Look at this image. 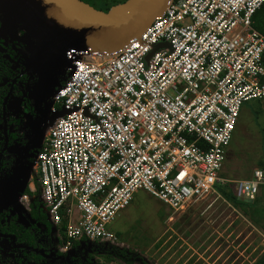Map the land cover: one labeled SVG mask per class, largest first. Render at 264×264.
<instances>
[{"label": "built area", "instance_id": "2783aa9c", "mask_svg": "<svg viewBox=\"0 0 264 264\" xmlns=\"http://www.w3.org/2000/svg\"><path fill=\"white\" fill-rule=\"evenodd\" d=\"M263 5L170 0L120 49L67 51L71 71L53 98L31 195L19 196L28 211L41 199L64 228V251L116 242L109 227L141 191L175 214L223 199L221 190L259 198L262 170L231 180L223 169L244 104L264 101V35L253 27Z\"/></svg>", "mask_w": 264, "mask_h": 264}, {"label": "rangeland", "instance_id": "374dc122", "mask_svg": "<svg viewBox=\"0 0 264 264\" xmlns=\"http://www.w3.org/2000/svg\"><path fill=\"white\" fill-rule=\"evenodd\" d=\"M125 2L87 0L91 8L101 13H108ZM2 4L8 16L11 0H2ZM20 4L16 1L19 9L22 7ZM33 19L27 27H23L34 39L29 42L30 50H35L46 40L53 41L56 36L55 26L42 16ZM8 20L11 25L16 26V22ZM72 59L71 54L53 46L46 49L45 54L38 60L36 69L40 73L39 87L42 93H49L47 98L35 99L41 117L53 119L54 87L60 85L58 73L67 76L71 70ZM62 66H66V70ZM40 71L50 75L44 76ZM13 106L17 116L27 122L26 118L29 117L21 113L24 107L20 101L13 102ZM27 123L29 127H37ZM31 132L33 133V129L29 135ZM35 136L37 135L33 138ZM45 137L46 134L39 139L43 140ZM36 144L37 142H33L29 148H34ZM262 165L264 166V101L254 100L245 103L242 108L224 163L223 176L231 180L250 179L255 170H263ZM29 175L23 169L13 183L0 184V209L11 207L21 215V221L26 225L28 211L24 204L18 203V194L30 181ZM7 195H10L9 199L6 198ZM222 198L207 197L175 214L147 192H138L131 206L110 225L109 230L117 237V241L109 244V247L125 251L132 258L131 264H254L264 253V229L255 226L250 217L245 215L244 209L236 208ZM259 198L263 200L262 190ZM262 223L264 224L263 220ZM111 257L116 262H108L104 258L101 262L129 264L128 260L114 254Z\"/></svg>", "mask_w": 264, "mask_h": 264}, {"label": "trees", "instance_id": "16d2710c", "mask_svg": "<svg viewBox=\"0 0 264 264\" xmlns=\"http://www.w3.org/2000/svg\"><path fill=\"white\" fill-rule=\"evenodd\" d=\"M16 1L19 0H11L7 16L2 0H0V27L8 24V19L19 26L14 28L13 35H8L7 38L0 36V152L4 146L3 105L5 99L9 95V103L15 99H24L27 103V111L34 116L38 114L35 108L37 95L33 92V89L38 87L40 77L36 69V60H39L47 49V47L42 49V44L35 50L29 49V42H33L34 39L28 31L22 28L30 23V10L23 9L19 13ZM80 1L87 4V0ZM253 27L264 35V5L255 14ZM3 43H7L8 46L3 47ZM46 56L49 55L46 54ZM66 68L62 66V69L66 70ZM40 72L44 76L50 75ZM68 79L69 74L64 76L58 73L60 86L65 85ZM59 89V86L54 87V93H57ZM13 113L14 111L7 105L6 118L10 128L9 149L18 145L24 147L28 141L23 137L24 127L20 125ZM19 158L20 154L16 151L5 152L0 164V183L13 182L16 179L15 163ZM32 162L35 163V160ZM262 168L264 172L263 165ZM227 190H221L222 196L234 207L244 209L245 215L250 217L251 222L258 228L264 229L262 223V220L264 221V187L262 188L263 200L258 198L254 203L247 205L236 199L233 190ZM25 191L31 195L28 189ZM41 204L40 198L33 203L27 225L21 221V215L14 212L12 208L7 207L0 210V264H105L101 262L102 258L108 262H116L111 257L112 254L128 260L131 264L132 258L128 257L125 251H117L106 243L93 245L85 243L84 246L80 243H73V255L61 253L67 244L64 228L56 227L48 221V216L41 210ZM254 264H264V253L256 259Z\"/></svg>", "mask_w": 264, "mask_h": 264}, {"label": "water", "instance_id": "95a60500", "mask_svg": "<svg viewBox=\"0 0 264 264\" xmlns=\"http://www.w3.org/2000/svg\"><path fill=\"white\" fill-rule=\"evenodd\" d=\"M169 1L129 0L108 13H101L80 0H19L22 7L18 8V11L21 13L23 9H29L30 21L40 15L55 26V38L53 41L46 40L42 49L58 46L66 53L68 50L87 48L110 52L122 48L133 38L140 36L154 19L163 13ZM13 32L14 26L10 22L0 28V35L3 37ZM40 95L46 96L41 93ZM6 103L7 101L4 108ZM7 129L5 121L4 150L8 145ZM1 158L2 155L0 161Z\"/></svg>", "mask_w": 264, "mask_h": 264}, {"label": "flooded vegetation", "instance_id": "af4514ba", "mask_svg": "<svg viewBox=\"0 0 264 264\" xmlns=\"http://www.w3.org/2000/svg\"><path fill=\"white\" fill-rule=\"evenodd\" d=\"M2 27V26H1ZM0 27V28H1ZM17 27H19V26H14V28H17ZM23 29V28H22ZM15 33V30H14V32L13 33H8L7 34V36L6 37H3V36H1V37H3V38H7L8 37V35H13ZM8 46V44L7 43H3V47H7ZM0 53H1V50H0ZM37 88H34L33 89V92L35 93V95H37L36 96V98H38V97H43V98H47L48 97V91H46L45 93H42L41 92V90H40V87H39V79H38V83H37ZM39 88V89H38ZM44 92V91H43ZM40 93L42 94V95H46V96H41L40 95ZM35 98V99H36ZM9 100H10V95L5 99V101H4V104H5V102L7 101V103H6V106H5V108H4V105H3V123H4V131H3V133H4V146H3V148H2V150H1V152H0V157H1V155H2V158H1V161H0V164H1V162H2V159H3V156H4V154H5V152L6 151H16V152H18L19 154H20V158L17 160V162L15 163V167L17 168V170L14 172V175H15V177H17V175H19L22 171H23V169L26 171V174H30L29 175V177H31V175H32V172H33V169H34V162H32V160H35V154H36V151H37V146H39V144H40V139H39V137L41 136H43V135H45V133H46V131H47V128H44L45 126H46V124H47V120L46 119H48L46 116H45V118H43V117H41V114H40V112H38V108H37V106H36V100H35V108H36V110H37V112H38V114L36 115V116H34V115H32V114H30L28 111H27V109H26V106H27V103H26V101L24 100V99H15V100H13V101H11L10 103H9ZM18 101H20V103L23 105V107H24V111L23 112H21V113H23V115H28V117L29 118H26V120H27V122H29L30 124H33V125H37V127H35V128H33V126H30L29 127V125H28V123L27 122H25V121H23L20 117H18L17 116V114H16V111H15V107L13 106L12 107V103L13 102H18ZM7 105H9V108L10 109H12L13 111H14V116L16 117V119H18L19 120V123H20V125L21 126H23L24 128H23V137L25 138V139H27L28 141H27V144L24 146V147H21L20 145H18V146H15L14 148H11V149H9V131H10V128H9V126H8V121H7V118H6V109H7ZM5 117V118H4ZM5 121H6V123H7V127H8V129H7V137H8V145H7V148L4 150V147H5V144H6V136H5ZM33 129V133L31 132V135H29V133H30V131ZM38 132H41V134H38ZM34 135H37V136H35L34 138H33V136ZM33 138V139H32ZM33 142H37V144L35 145V147L34 148H29V146H30V144H33ZM3 150H4V152H3ZM26 151H27V153H26ZM24 164H26V166H24ZM16 180V179H15ZM14 180V181H15ZM13 181V182H14ZM13 182H7L8 184H10V183H13ZM6 183V182H5ZM32 182H31V180L25 185V188H24V190L25 189H28V187H29V185L31 184ZM0 184H2V183H0ZM11 190L12 191H14L13 190V188H11ZM23 190V191H24ZM29 190V189H28ZM24 192H26V191H24ZM30 192V191H29ZM23 192L21 191V193H19L18 194V203H19V196L22 194ZM31 193V192H30ZM8 196H10V195H7V199H9L8 198ZM6 200V199H5ZM35 202V201H34ZM33 202V203H34ZM33 203H32V205H33ZM32 205L30 206V210L28 211L27 209V211H28V214H27V216H26V218L28 219V217L30 216V212H31V207H32ZM11 208V207H10ZM4 209V208H3ZM3 209H0V210H3ZM21 217V216H20ZM49 221V220H48ZM85 245V244H84ZM84 245H82V246H84ZM64 251V249H62L61 250V253H63V254H66V255H73V250L71 249V251H67L68 253H64L63 252ZM72 252V253H71Z\"/></svg>", "mask_w": 264, "mask_h": 264}, {"label": "crops", "instance_id": "0c3cea01", "mask_svg": "<svg viewBox=\"0 0 264 264\" xmlns=\"http://www.w3.org/2000/svg\"><path fill=\"white\" fill-rule=\"evenodd\" d=\"M231 146V145H230ZM230 148V147H229ZM259 170V169H258Z\"/></svg>", "mask_w": 264, "mask_h": 264}]
</instances>
